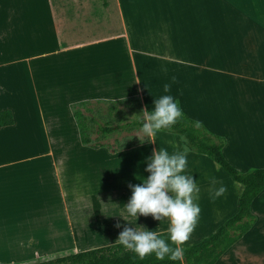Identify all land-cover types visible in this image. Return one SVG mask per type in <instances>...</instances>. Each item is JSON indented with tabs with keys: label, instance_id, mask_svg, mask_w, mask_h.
<instances>
[{
	"label": "crops",
	"instance_id": "0c3cea01",
	"mask_svg": "<svg viewBox=\"0 0 264 264\" xmlns=\"http://www.w3.org/2000/svg\"><path fill=\"white\" fill-rule=\"evenodd\" d=\"M106 1H0V111L13 116V125L0 127V141L18 130L34 131L24 137L29 144L45 142L0 157V220L10 223L0 264L116 244L124 227L167 232V219L136 221L125 210L128 186L150 175L148 159L160 148L186 152V174L200 189L199 220L183 248L238 212L242 185L180 136L159 131L154 143L92 148L80 141L73 104L137 99L142 111L171 95L189 118L225 139L222 153L234 168H264V0ZM31 24L41 28V48L15 51ZM221 186L227 190L213 202ZM250 211L255 223L215 264H264V190ZM64 233L67 247L41 248L51 236L64 241ZM79 233L99 236L80 241Z\"/></svg>",
	"mask_w": 264,
	"mask_h": 264
},
{
	"label": "clouds",
	"instance_id": "9594fccd",
	"mask_svg": "<svg viewBox=\"0 0 264 264\" xmlns=\"http://www.w3.org/2000/svg\"><path fill=\"white\" fill-rule=\"evenodd\" d=\"M170 91V85H164V92ZM141 123L142 134L150 143L161 130H170L183 119L179 101L171 95H162L154 100L152 110L142 109L140 115H134ZM201 127L200 121L195 122ZM150 175L146 179L137 177L140 183L129 185L132 195L125 205L127 214L137 221L138 216H151L156 221L167 219L168 240L159 231H149L143 226L124 227L116 243L126 250L134 252L140 259L155 254L158 260L165 258L176 261L184 257L183 245L193 233L200 216L197 203L200 189L192 175L187 173L186 152L170 154L166 149L153 150L145 169ZM216 184L215 178L210 181ZM226 187L213 189L212 200L224 195ZM120 228V224L116 225Z\"/></svg>",
	"mask_w": 264,
	"mask_h": 264
},
{
	"label": "trees",
	"instance_id": "16d2710c",
	"mask_svg": "<svg viewBox=\"0 0 264 264\" xmlns=\"http://www.w3.org/2000/svg\"><path fill=\"white\" fill-rule=\"evenodd\" d=\"M104 7L107 1L101 0ZM109 103L112 110L115 105L128 106L136 104L140 111L137 99L112 102H79L71 105V110L79 130V138L83 145L92 148L105 147L103 143H92L88 134L87 120H93L89 113L93 105ZM183 119L178 121L170 130H161L176 134L183 139L184 146L193 152L205 155L218 164L234 181L242 185V192L238 202V212L227 219L211 236L200 242L184 248L182 260L172 261L165 258L158 260L155 254L140 259L134 252L126 250L119 243L103 246L91 250L81 251L65 256L40 261L34 264H215L221 255L250 230L256 221L250 211L251 202L264 190V168L251 169L241 172L234 168L222 153L225 139L207 131L203 126L196 127L194 120L183 113ZM140 115V114H139ZM138 116V115H137ZM95 121V120H94ZM13 125V116L10 110L0 111V127ZM142 128L141 121L134 117L120 125L106 122L104 126L97 125L96 134L109 136L121 129ZM140 143V142H139ZM132 145V144H131ZM130 144L126 147H130ZM168 240V232L161 233Z\"/></svg>",
	"mask_w": 264,
	"mask_h": 264
},
{
	"label": "rangeland",
	"instance_id": "374dc122",
	"mask_svg": "<svg viewBox=\"0 0 264 264\" xmlns=\"http://www.w3.org/2000/svg\"><path fill=\"white\" fill-rule=\"evenodd\" d=\"M1 1V0H0ZM7 1V0H4ZM89 1H95V0H87ZM112 3L117 2L118 0H109ZM97 2V0H96ZM15 32H20L22 30L21 25H15ZM28 32L24 38L26 39V41H22L21 44H19V49L15 50V51H19V50H23L26 51L25 49H30L31 50H35L34 48H41L38 46L42 45V41H44V39H42L43 34L40 32L41 28L37 25H30V28H28L27 30ZM36 31V32H35ZM20 34V33H19ZM18 34V35H19ZM49 45H47L46 43H44L43 47H48ZM32 48V49H31ZM39 50V49H38ZM21 52V51H20ZM20 90L21 93H23V91L21 90V88H18ZM111 104L106 103V104H101V105H93L90 107L91 112L89 113L90 117H92L93 120L88 119L87 120V125L89 127V137L92 143H103V144H109L112 148H120L123 147L125 145H128L130 143H134L137 141H143L146 139V137L142 134L141 129L139 128H133V129H122V132L116 133L110 137L108 136H101V135H96V128L97 125L100 126H104L106 124V122H109V124L112 125H120L123 124L125 122H128L130 120H132L135 116L134 115H139V110H137L136 104H131L128 106H120V105H115L113 107V109H110ZM34 115V114H33ZM17 123L18 125H21V119L19 118V116H17ZM95 120V121H94ZM202 124V123H201ZM202 126L209 131L203 124ZM34 133V131H32ZM28 133V132H22V131H18L16 130L15 132H13V136L8 137V139L6 140H2L0 141V157L5 158L6 156H13L16 155L18 153H22L28 150H32L37 148L40 144H44L45 142L42 141L41 143H39L37 140L33 139V141L35 142V144H29L26 142V140H24V137H28V136H32L33 133ZM210 132V131H209ZM211 133V132H210ZM30 134V135H29ZM12 137V138H11ZM16 186H19V183H16ZM97 196H99V194H97ZM95 196V201L98 200V197ZM7 224H10L8 222V220L3 219L2 221L0 220V247L5 244L3 241H5L4 236L7 234L5 231L3 233V229H8L9 227L7 226ZM51 229L54 230V228L52 227ZM55 229H57V227H55ZM67 234L64 233V241H60L58 238L51 236L47 241H42L41 242V248H47V249H58L60 246H64L67 247L68 246V239H67ZM99 235L96 234H78V240H83L84 237L86 239H94L95 237L97 238ZM5 238H7L5 236ZM3 239V241H2ZM62 250V249H61ZM40 253H42V251L37 252L36 254L39 255ZM53 254H55V252H52ZM25 258V257H24ZM23 260V259H22ZM13 261V259L8 260L7 263ZM37 263V262H35ZM34 264V263H31Z\"/></svg>",
	"mask_w": 264,
	"mask_h": 264
}]
</instances>
